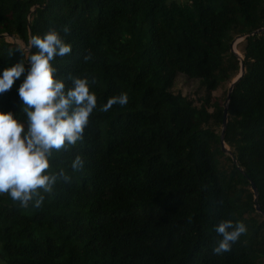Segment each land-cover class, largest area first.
<instances>
[{
    "label": "trees",
    "instance_id": "1",
    "mask_svg": "<svg viewBox=\"0 0 264 264\" xmlns=\"http://www.w3.org/2000/svg\"><path fill=\"white\" fill-rule=\"evenodd\" d=\"M65 25L72 52L53 61L57 74L87 75L98 107L83 142L52 164L80 154L85 166L40 208L0 195L1 261L264 264V31L251 36L264 28V0H0V35L25 46L0 39V68L27 60L32 35ZM236 37H246L242 61ZM241 64L224 136L234 163L214 93ZM179 75L199 82V107L174 93ZM121 92L125 106L99 110ZM17 105L14 86L0 110ZM222 219L247 231L214 255Z\"/></svg>",
    "mask_w": 264,
    "mask_h": 264
},
{
    "label": "clouds",
    "instance_id": "2",
    "mask_svg": "<svg viewBox=\"0 0 264 264\" xmlns=\"http://www.w3.org/2000/svg\"><path fill=\"white\" fill-rule=\"evenodd\" d=\"M69 26L52 28L43 35H32L27 60L23 58L0 68V96L15 86L17 111L0 110V195L6 194L21 208H40L61 184L72 183L83 171L80 154L67 166H53L60 154L81 144L90 117L97 110V96L87 75H58L53 63L68 56L72 44L66 37ZM18 48L15 53L19 54ZM10 58V57H9ZM91 55H84L89 61ZM128 95L110 96L99 110L125 106ZM22 113V115H21ZM214 231L219 237L212 247L214 255L231 250L247 231L240 221L222 219Z\"/></svg>",
    "mask_w": 264,
    "mask_h": 264
},
{
    "label": "rangeland",
    "instance_id": "3",
    "mask_svg": "<svg viewBox=\"0 0 264 264\" xmlns=\"http://www.w3.org/2000/svg\"><path fill=\"white\" fill-rule=\"evenodd\" d=\"M181 1H183V0H181ZM7 39L9 42L20 44L25 49V46L22 44L21 41H19V40L15 41V40H12L11 38H7ZM244 41H245L244 37H236L234 39L232 45H231V46H233L234 51L236 53H238V55L241 57L240 59H242V60H243L242 49H243ZM239 74H240V72H239ZM230 85H231V83L226 85L225 87H222L221 89H219L218 91H216L214 93L215 99H218L220 101V103L223 105L225 104L224 102H225V99L227 97V93H228ZM173 91L176 94L181 93L183 96L187 97L189 100H191L198 107L202 104L201 99H202L204 93H203V90L200 88L199 82L196 80H190L187 77H185L184 75H179L177 80H176ZM219 131H220V129H217L216 132H219ZM226 148L230 150V148L228 146H226ZM0 249H1V246H0ZM0 264H5V263L2 262L0 259Z\"/></svg>",
    "mask_w": 264,
    "mask_h": 264
},
{
    "label": "water",
    "instance_id": "4",
    "mask_svg": "<svg viewBox=\"0 0 264 264\" xmlns=\"http://www.w3.org/2000/svg\"><path fill=\"white\" fill-rule=\"evenodd\" d=\"M263 31H264V28L259 29V30L255 31V32H253L251 36L257 35V34L263 32ZM4 37L5 38H11L12 40H15L16 41V38L14 36H7L6 34L0 35V39H2ZM244 38L246 39V37H244ZM231 51L233 52V54L235 56L238 57L239 60H242V59H240L241 57L238 55V53H236L234 51L233 46H231ZM244 73H245V66L243 64H241L240 74L232 81V83H231V85L229 87V90H228L227 98H226V100L224 102L225 104H224V114H223V130H222V133H221L222 151L224 153H226L227 155L231 156L234 163H236V160H235V158H233L231 151L226 148L225 142H224V136H225V129H226V126H227V118H228V111H227V109H228L229 102L231 100V94H232V92L234 90V87L242 79ZM252 191L255 194V202H257L258 195H257V188H256L255 185L252 186ZM256 210H257V212H260V208H259L258 205H256Z\"/></svg>",
    "mask_w": 264,
    "mask_h": 264
},
{
    "label": "bare ground",
    "instance_id": "5",
    "mask_svg": "<svg viewBox=\"0 0 264 264\" xmlns=\"http://www.w3.org/2000/svg\"><path fill=\"white\" fill-rule=\"evenodd\" d=\"M236 50V49H235Z\"/></svg>",
    "mask_w": 264,
    "mask_h": 264
}]
</instances>
